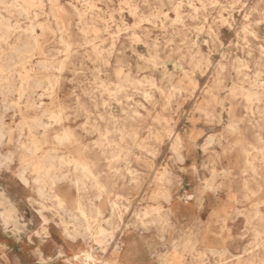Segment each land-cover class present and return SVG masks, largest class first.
<instances>
[{
    "label": "rangeland",
    "instance_id": "rangeland-1",
    "mask_svg": "<svg viewBox=\"0 0 264 264\" xmlns=\"http://www.w3.org/2000/svg\"><path fill=\"white\" fill-rule=\"evenodd\" d=\"M0 18V264H264V0H0Z\"/></svg>",
    "mask_w": 264,
    "mask_h": 264
},
{
    "label": "bare ground",
    "instance_id": "bare-ground-1",
    "mask_svg": "<svg viewBox=\"0 0 264 264\" xmlns=\"http://www.w3.org/2000/svg\"><path fill=\"white\" fill-rule=\"evenodd\" d=\"M194 8V7H193ZM196 10V9H195ZM197 12V11H196ZM4 28H6V30L8 29L7 26H5L2 22H1V18H0V40L4 41L7 43L8 41V34H7V31L6 30H2ZM138 38V37H137ZM138 42V40H137ZM242 48V47H241ZM70 49H68L69 51ZM69 53V52H68ZM143 55V54H142ZM149 59V58H148ZM150 60V59H149ZM153 60V59H152ZM165 64H161V66H164ZM137 68V67H136ZM146 69V68H145ZM118 71V70H117ZM0 72H3L2 70ZM120 73V71L118 72ZM41 94V93H40ZM253 96V94H248V97L251 98ZM156 114V113H155ZM154 114V115H155ZM155 119V118H154ZM156 120V119H155ZM154 120V121H155ZM63 121V120H62ZM4 126V125H3ZM69 138V135L67 133H64V135L62 137H59V141H64V140H67ZM41 148V147H40ZM32 150V149H31ZM38 150V147H35V151ZM126 151V150H125ZM127 152V151H126ZM128 153V152H127ZM257 155V154H256ZM246 156V155H245ZM264 156V155H263ZM6 158V157H4ZM46 158V157H45ZM64 158V157H63ZM255 158V157H254ZM45 160V159H44ZM12 161V160H11ZM10 161V162H11ZM30 162V161H29ZM64 164V163H63ZM30 165V164H29ZM263 166V164H262ZM33 168H34V172L36 173L37 175V182H41L43 181V179L45 177H47L48 175H50L51 171H53V162L51 161V158L48 157L47 160L45 161V163H42V162H36L33 164ZM75 171H80L82 174H84V176L88 177V175L91 174L90 172V169L88 167V165L86 163H83V162H80V161H75L74 162V168H73ZM58 173V172H57ZM54 176V175H53ZM92 176V175H91ZM50 178V177H49ZM55 178V176H54ZM92 178V177H91ZM62 179V178H61ZM57 180V178H56ZM87 180V179H86ZM89 180V179H88ZM53 181V180H52ZM94 182H96L95 184L98 185L97 183V180L94 179L93 180ZM77 184H81L82 181L81 179H77ZM100 184V183H99ZM103 188V187H102ZM82 189V188H81ZM104 190V189H103ZM79 191V190H78ZM140 191V190H139ZM105 192V191H104ZM82 193V192H81ZM111 195V194H110ZM251 195V194H250ZM255 195V194H254ZM253 195V196H254ZM38 196V195H37ZM87 196V195H86ZM246 196V195H245ZM41 198V197H40ZM44 198V197H43ZM42 198V199H43ZM79 198V197H78ZM45 199V198H44ZM86 199V198H85ZM90 199V198H89ZM80 200V199H79ZM96 200V199H95ZM59 201V200H58ZM60 202V201H59ZM78 203V202H77ZM113 203V202H112ZM99 210V209H98ZM79 212H80V215L82 217H87V212L84 210V208L82 206L79 207ZM15 213V212H14ZM101 216V215H100ZM95 217V216H94ZM79 218V217H78ZM121 218V217H120ZM137 218V217H136ZM87 219V218H86ZM84 222V221H83ZM62 226V225H61ZM64 231V230H63ZM66 231V230H65ZM64 231V232H65ZM103 230H100V233L103 234ZM68 235V234H67ZM75 235V234H73ZM94 236V235H93ZM72 237V236H71ZM92 237V236H91ZM187 237V236H186ZM71 239V238H70ZM48 241V240H47ZM97 241V240H96ZM102 244V243H101ZM100 244V245H101ZM195 246V245H194ZM105 248V247H104ZM106 251V250H105ZM86 256V254H85ZM157 256V254H156ZM91 257V256H89ZM91 259V258H89ZM85 260V259H84ZM15 261V260H14ZM82 261V260H81ZM84 262V261H83ZM86 262V261H85ZM99 262V261H97ZM103 262V261H102ZM101 262V263H102ZM158 264H183V262L181 261V259L178 257V255L175 253H171L169 255H166V256H159L158 257Z\"/></svg>",
    "mask_w": 264,
    "mask_h": 264
},
{
    "label": "snow or ice",
    "instance_id": "snow-or-ice-1",
    "mask_svg": "<svg viewBox=\"0 0 264 264\" xmlns=\"http://www.w3.org/2000/svg\"><path fill=\"white\" fill-rule=\"evenodd\" d=\"M61 206H63V205H61ZM37 235L40 237L41 240H43V239H45L47 237V231L43 230V231L37 233ZM65 254H67V253H65ZM54 256H55V253H53V257ZM36 264H53V261H50V260H47V259H40V260H38L36 262ZM54 264H61V261L55 260ZM67 264H74V261L70 260V261L67 262Z\"/></svg>",
    "mask_w": 264,
    "mask_h": 264
}]
</instances>
